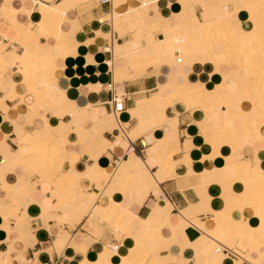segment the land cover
<instances>
[{"label":"crops","instance_id":"obj_1","mask_svg":"<svg viewBox=\"0 0 264 264\" xmlns=\"http://www.w3.org/2000/svg\"><path fill=\"white\" fill-rule=\"evenodd\" d=\"M37 1L44 4H58L61 0H11L10 6L14 11H17L13 17L14 21L24 25L28 22L32 25L38 23L41 20V15L37 10L39 7ZM142 1H148V4L133 7L134 9L128 12L127 7L133 6L135 0L132 3L131 0H120V2L114 4L115 6L112 0L107 4H98L95 0H78V5L76 4L73 9L67 10L65 21L59 26L62 33L67 36L62 47L52 45V41L48 42L50 46L46 45L45 32L36 26L29 28L38 38V41L30 44V48L40 58L47 61L48 69L45 76L47 79L55 78L54 85L63 95H49L43 101L44 105L42 104L43 108L46 107L47 109L39 108L37 113H32L27 108L30 99H27V104H25L20 98L8 94L5 100L8 110L2 111L3 113L0 110V175L3 176L5 184L15 186L17 190H25L29 185L34 189L28 194L18 195L14 200V204L18 207L17 211L19 213L17 212V214L20 215L24 212L18 223L11 218L3 220L7 212V204L3 198V192L0 191V263L86 264L82 262L86 257L90 260L95 258L96 264H107L105 259L97 256L103 247L114 244L120 246L122 242L125 246H132L131 242L125 241L121 231L101 218L102 207L109 204L107 202L103 205L101 201L113 200L119 203L134 218L130 234L135 237L141 235L151 236L154 229L152 226L147 225L146 221L154 224L157 223L154 217L155 213L163 212L165 215L167 214L165 223L160 230L164 242L160 244V249L157 250L158 256L164 258L166 264H196L197 258L193 250L190 246H186V240L193 234L173 236L169 227H175L179 224L181 211L188 209L189 212L193 213L196 209L198 212L193 216L194 218H189L188 222H191V219H197L199 223L211 228L213 218L211 211L221 212L225 206L232 208L236 206L235 198L225 197L220 199L217 192L216 194L211 192L213 190L210 184L205 186V181H208V179L207 177L204 178V172L212 171L211 177L215 182L213 183L218 184L221 182V178L218 172L214 170L215 167L223 168L225 162L221 160L222 158H215L214 160L201 159L203 154H212L213 149L204 147L203 138L198 130L200 126H197L193 121L201 118L202 113L200 110L191 109V111L185 109L181 104H174V109L169 110L170 116L175 115L174 124H165L153 130H150L147 124L148 117L145 114H139L137 117L132 118L125 114L126 110L134 109L137 103L143 101V99L150 100L157 93L158 88L168 82L176 80L180 83L187 82L189 84L204 83L210 79V75L214 71L210 61L204 62L205 64L199 61L192 64L182 62L180 64H170L169 59L157 67H145L139 77L132 74L128 79H125L127 64L120 57L114 58L115 44L117 46L126 45L130 36L141 25L150 26L160 22L161 19H169L173 28H163L160 35L148 32L143 36L144 41L140 40L139 44H133V48L142 47L143 54L148 56L150 50L146 48V45L154 46L155 39L169 37L172 31L174 33V30L177 31L179 28L178 17L183 8L178 0ZM190 3L194 7L193 15L198 21L202 20L204 15L212 17L213 12L206 10L209 3L205 0H190ZM3 4L6 6L8 2L0 0V7ZM115 8L117 11L121 10L122 13L121 22L125 25L124 31L126 32L122 36L112 27V13ZM227 8L230 9L231 6L228 5ZM27 10L30 13L26 15L25 11ZM216 11H219V9L216 8ZM236 18L233 22L239 20V27L244 29V14L241 12V15L238 14ZM4 19L3 13L0 12V37L5 34L13 38L14 30L11 27V22ZM105 35L109 37L103 38ZM2 40L5 41L3 43L6 45L9 43V40L5 38ZM11 45L2 51V56L8 62L13 60L15 53H20L16 43ZM216 50L218 51V48ZM115 51L119 53L117 50ZM53 54L55 56L67 55L64 56V59L54 70L52 67L55 62L51 59ZM178 55V53L173 54L174 57ZM113 67L116 68L115 73L112 71ZM229 75L238 86L240 84L241 87L244 85V78L238 71L231 72ZM114 76L117 79L116 82ZM109 85L113 88L112 93L122 96V113L124 114L121 116V121L119 120L120 123L118 121L121 126L119 128L100 121L101 115H112L109 113L106 104L110 99V94L106 90ZM39 93L47 95L51 91L48 86L41 84ZM0 96H2L1 92ZM175 102H177V99L171 101V103ZM219 102L216 99L212 101V109L216 113L214 120L221 118L222 114L227 112L226 108ZM250 105V102L242 103L244 109H248ZM74 107L78 109L79 114L76 110L74 114H77V116L74 114L72 117L67 115L66 110L71 112ZM52 121L56 124L61 122L65 129L62 131L69 133L67 136H59L56 139L58 146L64 150V153L66 152L65 159L67 161L64 162L61 171L68 172L67 174H70L82 186L76 194H70V196H68L69 194L65 197L62 196L60 190L51 186V182L56 179L55 177L52 180L50 179L51 181L41 180L37 174L28 172L24 165L18 164L20 161L19 149L29 153L39 148L34 140L37 132L46 139L53 136L52 130H43L45 122L52 123ZM135 130L138 131V134L133 136ZM123 131L126 132L129 139L123 137ZM88 133L94 137L95 145L90 143L87 137ZM240 139L243 140L244 136H240ZM100 144L103 146V151L99 148ZM171 145L176 146L179 153L175 152L171 157L174 172L170 175L165 168L157 167L156 154ZM242 145L241 150L236 153V161L240 164L247 161L252 164V167L259 163L261 167V161L264 160L262 142L255 141L252 144V149L260 155L258 162L256 156L249 149L247 141L244 140ZM129 148L132 150L128 151ZM220 152L222 155L228 154L230 148L222 147ZM185 155L187 157H184ZM3 157H6L10 165L14 167L2 166ZM187 161H189V164H187ZM226 161L231 162V159L227 158ZM127 162H138L141 166L138 170V179L142 182L145 181L146 184L126 180L124 174H120L119 178L115 176ZM93 166L109 172V179L99 184L100 179L89 170ZM143 166L146 168H143ZM227 172L224 175L225 178H236V173L231 175V172ZM28 174L35 175L29 176ZM155 175L159 177V180L152 178ZM114 176L116 180L113 179ZM125 180L127 181L125 184H130V188L121 195L118 191L121 190V187H124L123 182H126ZM231 191L229 184L223 183L220 186L218 184L219 194L228 195ZM93 194L96 197L91 211L93 217L88 218L90 211L85 210L83 204L87 203L88 195ZM69 198L77 199L76 201L79 203L76 207L77 210L83 208L81 212L85 215L82 218L78 219L71 211L72 209L57 211L60 202H67ZM3 203L4 205H2ZM244 211L246 214L249 213L248 210ZM221 217L220 220L223 219V216ZM23 219L24 221H22ZM201 236H203V233ZM173 240L177 244L170 245ZM70 244L76 247L84 245L86 250H80L82 251L80 252L79 249H73ZM148 246L152 249L156 248L153 240L149 241ZM35 256L36 258H34ZM226 256L234 261L238 259L235 255L232 257ZM255 257L256 255H254ZM241 264L249 263L242 261Z\"/></svg>","mask_w":264,"mask_h":264},{"label":"bare ground","instance_id":"obj_2","mask_svg":"<svg viewBox=\"0 0 264 264\" xmlns=\"http://www.w3.org/2000/svg\"><path fill=\"white\" fill-rule=\"evenodd\" d=\"M10 1L6 0L8 4L6 6L3 4L4 6L2 5L0 7V12L3 13L5 20L7 19L11 22L14 37L10 38V36L5 34L1 37L9 40L10 43L8 46L16 43L17 48L20 49V53H15L11 62L6 61L2 56L5 43L0 42V92L2 93V96H0V110L1 112L7 111L8 107L5 105V100L8 94L16 96L17 93L22 96V99L28 96V99L31 100L30 103L27 104L25 99L23 103L27 104V108L32 113H37L39 108H43V101L49 95L56 94L59 96L62 92L55 87V78L47 79L45 76L48 69L47 61L40 58L30 48L32 42L38 41L36 34L29 29L32 24L28 22L24 25L14 21L13 17L17 11H14L10 6ZM178 1L183 9L181 8L182 12L178 17L179 28L177 31L174 30V33L172 31L169 37L155 39L154 46L146 45L150 53L148 56H145L143 54V48H133V44H139V41L143 40V36L146 33L148 34V32L160 35L163 28L171 29L173 26L169 19H161L160 22H156L150 26L141 25L130 36L126 45H114L115 50L119 52L117 53L114 50V58L120 57L126 61L125 79H128L132 74H135L134 76L136 77L138 75L139 77L145 67H157L169 59L170 64L176 63L177 60L179 63L176 64H180L181 62L192 64L195 61L203 64L206 61H210L214 67V71L211 73L210 79L204 83L189 84L187 82L180 83L176 80L168 82L166 85L159 87L157 93L150 100L143 99V101H137L136 107L132 110H126L127 112L125 114H128L131 118L137 117L139 114H145L148 117L147 124L150 130H153L165 124H174L175 115H169V110L174 109V104H181L187 110L197 109L201 111V118L193 121L197 126H200L198 130L200 136L203 138L204 147L213 149L212 154H203L201 159L214 160L215 158H222L221 160L225 162V165L223 164L224 167H215L214 171H217L221 178V182L218 183L219 186L220 184L227 183L231 186L232 191L228 195L219 194L218 184H214L215 182L211 177L212 171L204 172L203 174L204 178L207 177L208 179V181H205V186L210 184L213 190L211 192L214 194L217 192L218 198L220 199L225 197L235 198L237 204L233 208L225 206L221 212L211 211L213 215L211 228H208V225L206 227L204 224L199 223L197 219H191L192 221L188 222L189 218L198 212L195 208H193L195 209L193 213L189 212L188 209L181 211L179 224L175 227H169V230L172 231L173 236L177 234H193L186 240V246H190L193 250L197 258L196 264H241L242 261H247L249 264H264V171H261L259 163L255 167H252V164L247 161L244 164L236 161V153L241 150L244 140L249 144V149L256 156L257 162L260 155L252 149V144L255 141L262 142L264 150V133L261 132V129H264V0H226L224 2L221 0H205L209 3L206 10L212 11L213 15L212 17L204 15L200 21L193 15L194 7L191 5L190 0ZM37 2L39 5L37 10L40 12L41 20L36 25L45 32V38L47 39L46 45L50 46L48 42L52 41V45L58 44L62 47L67 36L62 33L59 26L65 21L67 10L73 9L78 3V0H61L58 4ZM112 2L114 5L120 2V0H112ZM132 2L134 0H131ZM147 4L148 1L135 0L133 6L127 7V11H132L134 9L133 7ZM228 5L231 6L230 9L227 8ZM216 8L219 11H216ZM120 11H117L116 8L113 11L112 27L113 30L119 32L120 36H122L126 32L124 31L125 25L121 22L122 13ZM241 12L244 14V29L239 27V20L238 22H233L234 18L237 19L236 16L238 14L241 15ZM28 13L30 11H25L26 15ZM107 18L109 19L110 17ZM107 37L109 36H103V38ZM216 48H218V51ZM174 53H178L179 55L174 57ZM64 56L67 55L55 56L53 54L51 56L52 61L55 62V65L52 67L53 70L58 67V64L61 63ZM4 69H7L8 73H4ZM112 71L115 73L116 68L113 67ZM235 71H238L244 78V85L242 87L241 84L238 86L229 75ZM114 81H117L115 76ZM41 84L48 86L51 93L47 95L40 94L39 86ZM116 96V99L119 101V96L117 94ZM171 98H177V102L171 103L173 100H170ZM214 99L220 101L219 104H222L227 111L222 114L221 118L215 120L213 118L216 116V113L212 109V101ZM65 101L67 100L65 99ZM242 101L250 102L251 105L248 109L243 108ZM76 110L78 113L76 107L71 112L66 110L67 115L74 116ZM123 114L122 112L113 113L112 115L104 114L100 116V121L101 123H107L110 126L119 128ZM125 125L127 126V124ZM43 127V130H52L53 136L50 139H46L37 132L34 140L39 145V148L29 153L19 149L18 155L20 161L18 164L24 165L30 173L34 172L37 174L41 180L49 181L55 177V181L51 182L52 185L50 182L49 184L54 186V189L60 190L62 196L76 194L82 186L70 174H67L68 172L61 171L64 162L67 161L65 159L66 152L64 153V150L58 146L56 141L57 137L67 136L69 133L62 131L65 129L61 122L59 124H56L54 121L52 123L45 122ZM100 130L102 129L100 128ZM137 134L138 131L135 130L133 136ZM122 135L129 139L126 132L123 131ZM240 136H244V139H240ZM87 137L91 144H96L93 136H90L88 133ZM222 147L230 148V152L222 155L220 152ZM99 148L103 151L102 144L99 145ZM130 150L132 149L129 148L128 151ZM177 150L176 146L171 145L170 147L163 148L160 153H157V167L161 169L165 168L167 173L171 175L174 172V164L171 162V157L175 152L179 153ZM187 155L184 157H187ZM68 158L70 159V157ZM227 158L231 159V162H227ZM70 161L73 162L71 159ZM187 164H189V161H187ZM1 165L11 166V168L14 167L10 165L6 157H3ZM140 167L138 162H127L115 176L119 178L120 174H124L126 175V180H134L138 184H146L145 181L142 182L138 179V170ZM143 168L146 167L143 166ZM89 170L99 179L108 178L110 174L94 166L89 168ZM227 171L231 172V175L236 173V178H225L224 175L228 173ZM115 176L113 179L116 180ZM152 178L159 180L157 175ZM149 180L151 181V178ZM125 183L127 181L123 182L124 187H121V190L118 191L121 195L125 190L130 188V184ZM31 190L34 189L30 185L22 191L17 190L15 186H8L5 184L3 176L0 175V191L3 192V198L7 204V212L3 220L11 218L16 223L19 222L24 212L20 215L17 214L18 207L14 204V200L18 195L28 194ZM95 199L94 194L88 195L87 203L83 204L85 210L90 211L88 218L93 217L91 211ZM76 200L69 198L67 202H60L57 211L60 209H72L71 211L78 219L82 218L85 214L81 212L83 208L80 210L76 209L77 204H79ZM107 202L109 204L102 207V220L111 223L115 229L121 231L125 237V241L131 242L132 246H125L123 242L120 246H116L115 244L105 246L97 256L105 259L107 264H166L165 259L158 256L157 250L160 249V244L164 242L160 235V230L161 226L165 223L167 214L165 215L163 212V214L160 212L155 213L154 217L157 223L151 224L149 221H146V224L152 226L154 229L151 236L141 235L135 237L130 234V229L134 224L132 215L113 200L101 201L103 205ZM244 210H248L249 213L246 214ZM221 216H223L222 220H220ZM202 233L203 236H201ZM19 239L21 238L19 237ZM151 240L156 244V248L154 249L148 246ZM174 243L175 241L173 240L170 242V245ZM70 246L73 249H79L78 251L86 250L84 245L76 247L70 244ZM223 249L232 252L238 259L234 261L226 255H223ZM254 255H256L255 258ZM82 262L96 264L95 258L90 260L85 257ZM0 264H3V262Z\"/></svg>","mask_w":264,"mask_h":264},{"label":"built area","instance_id":"obj_3","mask_svg":"<svg viewBox=\"0 0 264 264\" xmlns=\"http://www.w3.org/2000/svg\"><path fill=\"white\" fill-rule=\"evenodd\" d=\"M96 3L98 4H107L110 2V0H95ZM0 41L5 42L4 40H2V38L0 37ZM176 63H179V61L177 60ZM106 90L109 92L110 94V99L108 100V102L106 103L109 109V113L111 114H116L118 112H122L123 111V101H122V96H119L120 100L118 101L116 98V94L112 93L113 92V88L111 85L106 87ZM222 253H224L225 255L228 256H234V254H232V252H228L226 250H223Z\"/></svg>","mask_w":264,"mask_h":264},{"label":"rangeland","instance_id":"obj_4","mask_svg":"<svg viewBox=\"0 0 264 264\" xmlns=\"http://www.w3.org/2000/svg\"><path fill=\"white\" fill-rule=\"evenodd\" d=\"M4 20H5V19H4ZM32 26H36L38 29H40L39 26H37L36 24L31 25L30 28H31ZM41 30H42V29H41ZM43 32H44V31H43ZM2 39H3V38H2ZM0 42H1V41H0ZM9 43H10V42H9ZM9 43H8V44H9ZM8 44H7V45L4 44L5 48L8 46ZM55 45H58V44H55ZM3 71H4V73H8V70H7V69H4ZM3 71H2V72H3ZM1 94H2V93H1ZM25 97H26V98H23V99H22V96L18 95L17 93H16V96H15V98H20L22 102L24 101V99L27 100V99L29 98L28 96H25ZM15 98H13V99H15ZM13 99H9V100H13ZM172 99H173V98H171L170 100H172ZM174 99H177V98H174ZM43 105H44V104H43ZM43 105H42V107H44ZM48 107H49V106H48ZM43 109H47V108L45 107V108H43ZM28 172H30V171H28ZM28 175H29V176H33V175H35V174H28ZM38 179H39V178H38ZM40 179H41V178H40ZM108 179H109V177H108V178H104V179L101 178L99 184H100L102 181H106V180H108ZM98 187H99V186H98ZM95 193H97V192H95ZM94 195H95V194H94ZM22 221H23V220H22ZM22 221H21V222H22ZM223 250H226V249H223ZM223 250H222V251H223ZM228 252H229V251H228Z\"/></svg>","mask_w":264,"mask_h":264},{"label":"snow or ice","instance_id":"obj_5","mask_svg":"<svg viewBox=\"0 0 264 264\" xmlns=\"http://www.w3.org/2000/svg\"><path fill=\"white\" fill-rule=\"evenodd\" d=\"M261 132L264 133V129H261ZM261 171H264V160L261 161Z\"/></svg>","mask_w":264,"mask_h":264}]
</instances>
